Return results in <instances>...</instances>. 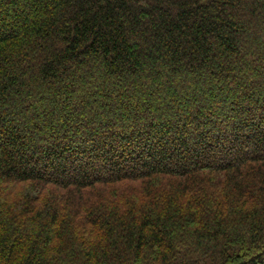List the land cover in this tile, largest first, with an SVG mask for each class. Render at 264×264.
<instances>
[{
	"label": "trees",
	"instance_id": "obj_1",
	"mask_svg": "<svg viewBox=\"0 0 264 264\" xmlns=\"http://www.w3.org/2000/svg\"><path fill=\"white\" fill-rule=\"evenodd\" d=\"M0 264H264V0H0Z\"/></svg>",
	"mask_w": 264,
	"mask_h": 264
},
{
	"label": "rangeland",
	"instance_id": "obj_2",
	"mask_svg": "<svg viewBox=\"0 0 264 264\" xmlns=\"http://www.w3.org/2000/svg\"><path fill=\"white\" fill-rule=\"evenodd\" d=\"M160 106V105H159ZM165 106V104L163 105V107ZM48 121L50 120V119H47ZM54 122V121H53Z\"/></svg>",
	"mask_w": 264,
	"mask_h": 264
}]
</instances>
